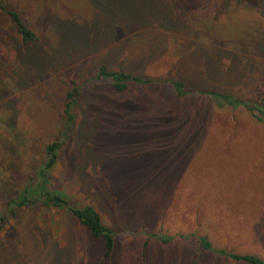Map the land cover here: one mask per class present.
<instances>
[{
    "label": "rangeland",
    "instance_id": "rangeland-1",
    "mask_svg": "<svg viewBox=\"0 0 264 264\" xmlns=\"http://www.w3.org/2000/svg\"><path fill=\"white\" fill-rule=\"evenodd\" d=\"M101 66L153 82L117 94ZM165 78L264 112V0H0V264H245L218 249L264 260V120L177 98ZM64 135L51 187L114 232L106 260L68 213L5 210Z\"/></svg>",
    "mask_w": 264,
    "mask_h": 264
},
{
    "label": "trees",
    "instance_id": "trees-1",
    "mask_svg": "<svg viewBox=\"0 0 264 264\" xmlns=\"http://www.w3.org/2000/svg\"><path fill=\"white\" fill-rule=\"evenodd\" d=\"M11 22L14 25L16 33L21 37L23 43L35 39V35L26 28L18 14L14 11L8 13ZM97 80L109 81L110 88L117 94L123 93L131 85H147L152 83L150 79L133 75L125 71L108 70L101 66L95 76ZM160 84L169 85L177 98L191 96L192 94L208 97L217 107H230L231 109H244L249 112L257 121L264 120V112L243 99L235 97L228 93H220L214 90H192L186 89L185 85L177 80L163 79L158 80ZM77 88H73L65 96L64 114L67 122L73 119L71 115V106L75 103ZM66 135L62 139L52 141L45 145L41 158V163L33 168L25 181L23 187L18 193L6 201L5 210L11 217H15V209L36 206L44 210H53L70 214L79 225L84 227L94 241H101L103 244V259L111 256L114 248V232L102 223L100 214L91 205L74 206L70 203L67 195L51 187V172L54 168L59 154L66 146ZM5 213L0 214V232L5 222ZM150 237H156L158 234L152 233ZM198 244L202 249H209L211 242L206 236H197ZM227 259L242 262L245 264H264V260L257 255L236 254L228 250L218 249Z\"/></svg>",
    "mask_w": 264,
    "mask_h": 264
}]
</instances>
